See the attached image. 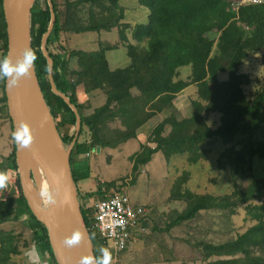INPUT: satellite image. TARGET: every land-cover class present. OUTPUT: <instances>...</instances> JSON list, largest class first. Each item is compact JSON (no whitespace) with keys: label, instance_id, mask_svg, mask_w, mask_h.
<instances>
[{"label":"trees","instance_id":"1","mask_svg":"<svg viewBox=\"0 0 264 264\" xmlns=\"http://www.w3.org/2000/svg\"><path fill=\"white\" fill-rule=\"evenodd\" d=\"M233 1L139 0V6L147 12V22L132 25L124 22L126 9L120 6V0H51L55 20L46 37V50L52 59L49 71L41 39L48 32L51 12L48 0H36L30 13L31 49L37 55L35 75L61 142L66 148L73 143L69 161L74 183L87 170L88 159L79 157L137 139L150 120L159 121L148 141L155 146L141 145L132 156L134 174L157 152L163 151L168 158L167 149L180 150L219 140L227 167L234 173L242 172V178L233 182L231 194L186 197L185 207L173 213L164 230L188 225L202 211L232 216L243 208L252 225L226 240L201 239L195 246L203 264H264V177L256 179L251 175L252 160L264 159V74L258 89L249 97L245 88L253 79L242 70L249 61L257 60L264 72V0L236 10H232ZM114 30L117 43L99 45L96 50L68 49L60 43L62 35ZM119 45L126 49L129 64L110 70L105 53ZM51 46L57 49L52 52ZM6 53V24L0 0V60ZM184 70L189 72L186 79L181 78ZM49 76L80 116L75 141L76 116L51 91ZM220 80L226 86L218 92L213 84ZM4 83L0 80V110L2 107L11 122ZM80 89L87 94L102 92L104 103L85 115L87 105L78 101ZM187 89L191 91L187 93L189 111L187 108L179 116L174 99ZM212 115L218 119L215 128L208 124ZM116 121L120 127H112ZM8 167L16 169L15 146L8 159L0 162V172ZM105 187L122 193V187L113 182H105ZM96 189H100L98 184ZM91 194L78 192L79 199ZM81 212L95 244L98 237L91 228L90 211L82 208ZM144 218L142 224L148 220ZM22 219L26 220L27 235L3 228ZM30 245L40 261L59 264L47 230L31 213L18 180L17 196L0 203V264H15V257ZM94 255L100 257L101 253L94 249Z\"/></svg>","mask_w":264,"mask_h":264},{"label":"rangeland","instance_id":"2","mask_svg":"<svg viewBox=\"0 0 264 264\" xmlns=\"http://www.w3.org/2000/svg\"><path fill=\"white\" fill-rule=\"evenodd\" d=\"M138 2L139 0H120V6L126 9L124 22L132 25L147 22V12ZM117 41L115 30L110 33L60 37V43L65 48L86 51L96 50L99 45L112 46ZM54 49L57 47L51 46L52 52ZM105 59L110 70L124 68L129 64L126 49L120 45L107 51ZM258 63L257 60H251L242 68L253 79L252 84L245 88L249 97L258 89L264 74ZM188 74V71H182L181 78L186 79ZM256 78L258 80H255ZM213 85L218 92L224 91L226 86L222 80ZM189 91V89L183 91L174 99L179 116L184 115L187 108V112L189 111L187 97ZM1 94L0 90V96ZM78 101L87 105L84 114L88 115L104 103L105 96L100 91L87 94L80 89ZM217 121L216 116L208 118V124L213 128L218 125ZM158 122L150 120L147 129L138 132L137 139L129 140L114 149L102 148L88 152V156L85 154L79 157L80 160L87 158L88 162L83 178L76 183V189L80 194L89 195L100 181L113 182L122 187L121 192L128 196L133 205L144 209V217L148 220H145V224L142 222L139 224L137 233L128 242L126 249L115 257L116 264H203L195 243L201 239L223 241L243 232L253 224L246 217L244 209H237L236 214L232 216H227L221 211H202L188 225L173 227L169 231L164 230L166 224L173 213L183 210L186 197L231 194L233 182L242 178V172L234 173L227 167L220 141L212 140L199 145H189L180 150L167 149L165 155L168 158L163 155V151L157 152L147 165L134 174L131 158L139 152L141 145L155 146L148 141L152 129ZM119 124L116 121L112 127H120ZM12 133V123L1 107L0 162L8 159L13 151ZM251 167V175L254 178L264 177V159L254 158ZM20 221L22 222L4 225L3 228L16 229L27 235L26 220ZM110 246L108 242V248ZM34 251L33 245H30L23 254L15 257V264L43 263L33 262L32 256L37 260L35 254H32ZM24 258L25 262L22 263Z\"/></svg>","mask_w":264,"mask_h":264},{"label":"water","instance_id":"3","mask_svg":"<svg viewBox=\"0 0 264 264\" xmlns=\"http://www.w3.org/2000/svg\"><path fill=\"white\" fill-rule=\"evenodd\" d=\"M35 1L2 0L7 36V53L5 57L11 58L13 62L21 59V54L25 49H31L30 13ZM48 4L51 21L48 32L41 39V50L43 56L47 59L50 71L52 59L48 56L46 50V37L52 29L55 15L51 0H48ZM31 71L43 107L47 111V136L45 137L36 129L29 115L23 84L24 79L12 90L6 88V81L4 83L7 112L11 119L13 132L21 123H26L30 126L35 138L31 149L28 150H20L14 143L19 185L31 213L47 230L49 243L57 262L59 264H80L82 257H95V255L93 243L89 239L90 234L82 216L76 183L72 179L70 169L69 156L73 143L67 148L63 146L39 87L34 67ZM49 80L51 91L60 96L76 116L75 141L81 127L80 116L76 107L70 103L69 98L56 90L51 76H49ZM43 183L46 184L48 191L56 200L55 204L49 202L51 214L45 213L40 204ZM77 230L83 234L81 244L78 247H66L64 244L65 238L70 237ZM33 254L38 256L36 252H33ZM41 264L48 263L43 262Z\"/></svg>","mask_w":264,"mask_h":264},{"label":"built area","instance_id":"4","mask_svg":"<svg viewBox=\"0 0 264 264\" xmlns=\"http://www.w3.org/2000/svg\"><path fill=\"white\" fill-rule=\"evenodd\" d=\"M261 1L234 0L231 6L232 10H236L241 5L260 3ZM86 155L88 156V153ZM5 172L8 173L10 179L7 188L0 191V203L7 202L10 198L17 196V169L8 167ZM97 184L100 189H95L90 196H85L84 200L80 199V205L83 202L89 203L91 228L96 231L98 237L96 243L93 244L94 249L99 252L102 247L108 249L113 256L111 264H116L115 257L126 249L128 242L137 233L145 211L141 206L133 205L126 194L107 189L104 181ZM108 242L111 244L110 248H108ZM32 260L33 262L40 261V259L34 260L33 256Z\"/></svg>","mask_w":264,"mask_h":264},{"label":"clouds","instance_id":"5","mask_svg":"<svg viewBox=\"0 0 264 264\" xmlns=\"http://www.w3.org/2000/svg\"><path fill=\"white\" fill-rule=\"evenodd\" d=\"M37 55L33 49H25L21 54V59L13 62L11 58L5 57L0 60V80L6 81V88L12 90L19 85L22 79L31 76V70L35 66ZM12 140L20 150L31 149L35 138L30 126L21 123L12 133ZM7 172H0V191L7 188L9 182ZM42 195L46 197L47 202L55 204L56 200L50 194L47 188L44 189ZM94 235V234H93ZM92 237L90 236L89 239ZM83 240V234L80 231H74L70 237H66L64 244L68 248L78 247ZM100 257L85 256L81 258L80 264H111L112 254L106 248H100Z\"/></svg>","mask_w":264,"mask_h":264},{"label":"bare ground","instance_id":"6","mask_svg":"<svg viewBox=\"0 0 264 264\" xmlns=\"http://www.w3.org/2000/svg\"><path fill=\"white\" fill-rule=\"evenodd\" d=\"M23 84H24L25 98H26V104H27L29 115L36 129H38V131L42 133L43 136L45 137L47 136V127H46L47 111L43 107V102L38 93L32 71H31V76L23 80ZM45 188H47L46 184L43 183L42 193ZM41 196H42V200L40 202L41 207L45 211V213L49 214L50 213V203L47 202L46 197H44L42 194ZM35 256L38 260V256L36 254Z\"/></svg>","mask_w":264,"mask_h":264},{"label":"crops","instance_id":"7","mask_svg":"<svg viewBox=\"0 0 264 264\" xmlns=\"http://www.w3.org/2000/svg\"><path fill=\"white\" fill-rule=\"evenodd\" d=\"M149 123V122H148ZM82 195H85V194H82ZM85 199V196L83 197V200ZM88 206H89V203L88 202H86V203H81V209L83 208L84 210H87V211H89V209H88Z\"/></svg>","mask_w":264,"mask_h":264}]
</instances>
